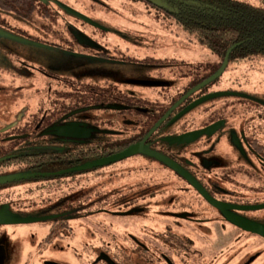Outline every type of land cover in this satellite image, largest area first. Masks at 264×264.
I'll list each match as a JSON object with an SVG mask.
<instances>
[{"label": "flooded vegetation", "instance_id": "flooded-vegetation-1", "mask_svg": "<svg viewBox=\"0 0 264 264\" xmlns=\"http://www.w3.org/2000/svg\"><path fill=\"white\" fill-rule=\"evenodd\" d=\"M163 3L0 0V154L17 160L0 162V211L44 219L48 248L3 223L0 264H264V101L225 79L230 57L195 90L227 55L183 35L181 0L175 20ZM140 6L149 20L79 10Z\"/></svg>", "mask_w": 264, "mask_h": 264}, {"label": "trees", "instance_id": "trees-1", "mask_svg": "<svg viewBox=\"0 0 264 264\" xmlns=\"http://www.w3.org/2000/svg\"><path fill=\"white\" fill-rule=\"evenodd\" d=\"M158 1L164 4V0ZM181 1L180 22L184 36L197 39L201 46L222 59L229 53L231 63L253 64L262 61L264 66V0H259L261 6L244 0ZM166 2L170 5L167 6L170 11L164 18H179L175 12L178 0ZM261 98L264 101V97ZM1 156L0 162H17L15 155L7 153L6 158Z\"/></svg>", "mask_w": 264, "mask_h": 264}, {"label": "rangeland", "instance_id": "rangeland-1", "mask_svg": "<svg viewBox=\"0 0 264 264\" xmlns=\"http://www.w3.org/2000/svg\"><path fill=\"white\" fill-rule=\"evenodd\" d=\"M248 2L249 4H252L254 6H261V2L259 0H244ZM140 8L145 11V8L143 6H140ZM83 13L89 15L94 20H109V19H116V20H122V18L125 19H131V20H140V21H146L151 18L150 14H154L153 10L148 13L146 10L144 13L129 15L126 12H118L116 14L114 13H101V12H93L87 8H79ZM124 16V17H123ZM124 27H127L129 25L130 27L124 28L127 30L128 34H136V35H145V34H155L158 36H164V38H170V32L169 28H160L157 25H150L149 28L144 27H136L135 25L131 24H125ZM190 56V55H189ZM189 58V57H186ZM199 60L201 57L198 58ZM192 60V59H190ZM217 60V59H216ZM262 61L253 62V64H244V63H230L229 70H227L225 74V79L227 80L228 77H231V84H235L236 86H241L242 89L246 91L247 94L250 96L256 95L258 98L261 96L264 97V66L262 65ZM232 114H235L236 111L231 112ZM189 116V115H187ZM187 118V117H186ZM186 118H183L181 122H185ZM47 225L43 222H35V223H28V224H22L18 225L16 228L22 229V239L21 242L23 245L30 244L31 243V230L34 232H37L39 239V249L43 251V255L46 254V250H48L47 247H45L44 243H41V236L45 233ZM18 244L14 240V237L7 236L5 239V248L6 249H14ZM262 250V253L264 252V245H261L260 249ZM261 257H264V253L261 255ZM261 258V259H262Z\"/></svg>", "mask_w": 264, "mask_h": 264}, {"label": "water", "instance_id": "water-1", "mask_svg": "<svg viewBox=\"0 0 264 264\" xmlns=\"http://www.w3.org/2000/svg\"><path fill=\"white\" fill-rule=\"evenodd\" d=\"M75 15L77 16H80L81 18H84L83 16H81L80 14L76 13ZM86 19V18H84ZM229 60V53L227 54L226 56V59H225V62L220 70V72L215 75L213 78L209 79L208 81L204 82L202 85H200L198 88H196L195 90H198L199 88H201L202 86L208 84L209 82H211L212 80H214L215 78L218 77V75H220L223 70L225 69L226 65H227V62ZM221 96V94H215V95H212V96H209L201 101H199L198 103L194 104V106H192L191 108L195 107L196 105H199L201 104L202 102L206 101V100H209V99H212V98H216V97H219ZM190 108V109H191ZM190 109H188L187 111H185L184 113L188 112ZM183 113V114H184ZM61 132H66L67 129L66 128H60L59 129ZM139 147H133L131 148L130 150L126 151L125 153L119 155L118 157H116L114 160H121V159H124V158H127V157H130L132 156L133 154H135L136 152H138V149ZM4 211L5 209H2L0 211V224H3V223H7V224H27V223H35V222H41L43 221L44 219H19V218H8V217H5L4 216ZM260 230V229H259ZM264 234V229L261 230ZM260 232V231H259Z\"/></svg>", "mask_w": 264, "mask_h": 264}]
</instances>
